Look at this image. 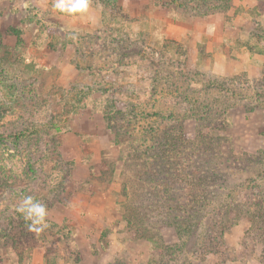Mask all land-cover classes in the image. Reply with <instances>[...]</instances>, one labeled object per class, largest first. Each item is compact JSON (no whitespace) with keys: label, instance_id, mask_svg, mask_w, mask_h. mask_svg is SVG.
Here are the masks:
<instances>
[{"label":"rangeland","instance_id":"rangeland-1","mask_svg":"<svg viewBox=\"0 0 264 264\" xmlns=\"http://www.w3.org/2000/svg\"><path fill=\"white\" fill-rule=\"evenodd\" d=\"M54 3L0 0V264H264V0ZM144 135L249 169L229 186L249 218L205 258L209 226L181 234L138 178ZM25 196L46 206L39 233ZM134 209L157 245L129 228Z\"/></svg>","mask_w":264,"mask_h":264},{"label":"trees","instance_id":"trees-1","mask_svg":"<svg viewBox=\"0 0 264 264\" xmlns=\"http://www.w3.org/2000/svg\"><path fill=\"white\" fill-rule=\"evenodd\" d=\"M117 112L123 113L121 110ZM137 138L140 139V137ZM142 140L144 141H132L139 142L144 147L142 151H139L145 168L138 175L139 180L144 186L153 190L155 195L160 196L167 218L176 220L181 234L186 235L189 232L186 219L197 223V226L201 223L209 226L204 243L195 251V259L205 258L207 254L217 250L216 246L220 243L218 235L222 230L232 227L238 218H249L248 208L239 209L235 216L236 211L232 210L231 205L234 199L229 187L231 181L238 176L237 168L245 169V171L249 169L247 166L242 167L243 163L233 157L225 158L224 151L220 147L214 149L205 145V150L203 141L193 143V145L199 143L201 148L196 146L186 148L185 146L191 141H155L153 143L154 141H145V135ZM184 160L185 162H182ZM260 168L257 167V170ZM212 191H215L217 195ZM245 202L248 201L245 199ZM185 214L188 215L185 217ZM126 220L137 237L148 239L157 245V235L150 233L139 211L134 209L126 215ZM147 264L172 263L161 257L160 261H149Z\"/></svg>","mask_w":264,"mask_h":264},{"label":"clouds","instance_id":"clouds-1","mask_svg":"<svg viewBox=\"0 0 264 264\" xmlns=\"http://www.w3.org/2000/svg\"><path fill=\"white\" fill-rule=\"evenodd\" d=\"M53 7L61 13L76 16L84 15L89 11V0H55ZM25 221H31L28 225L31 231L39 233L48 227L46 223V206L35 201L31 196H25L16 207Z\"/></svg>","mask_w":264,"mask_h":264}]
</instances>
